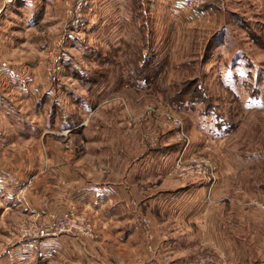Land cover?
<instances>
[{"label":"rangeland","instance_id":"rangeland-1","mask_svg":"<svg viewBox=\"0 0 264 264\" xmlns=\"http://www.w3.org/2000/svg\"><path fill=\"white\" fill-rule=\"evenodd\" d=\"M20 1L0 0V48L15 71L4 95L24 121L4 125L0 154L28 176L11 191L28 210L0 217V256L64 217L72 232L55 237L99 245L101 264H264V0H55L33 26ZM154 154L158 166L141 164ZM101 180L126 183L138 212L105 224L71 200L77 183ZM194 182L198 218L156 203ZM31 196L53 210H33ZM211 226L238 246L219 250ZM127 227L139 233L130 243L105 235Z\"/></svg>","mask_w":264,"mask_h":264},{"label":"crops","instance_id":"crops-1","mask_svg":"<svg viewBox=\"0 0 264 264\" xmlns=\"http://www.w3.org/2000/svg\"><path fill=\"white\" fill-rule=\"evenodd\" d=\"M55 0H33L32 3H28L27 0H21L19 3L21 16L26 17L25 24L28 22V25L33 26L37 25L41 21V16L43 11L54 3ZM2 43V42H1ZM2 45V44H1ZM1 47V46H0ZM3 47V45H2ZM12 66V63H11ZM8 68L4 71V74L0 78V146H6L10 140V133L5 128V124L10 123H23L22 115L19 107L15 106L16 103L10 102L11 100L7 99L4 93L11 95L14 91V88L11 87V77L14 76V70ZM23 96V92L20 93ZM31 93L27 92V97ZM34 94V93H32ZM46 97V96H45ZM37 107V106H36ZM32 108V113H36L35 110L39 108ZM21 109L23 107H20ZM92 110V108H90ZM37 116V114H33ZM55 119V118H54ZM53 119V120H54ZM58 119V117H57ZM51 123V118L46 123ZM56 125H59V121L54 122ZM61 125L75 124L74 121L71 123L60 122ZM77 124V123H76ZM0 154V217L5 213L19 210L26 212L28 209L20 210L16 206V201L11 195V191L15 187L22 186L26 183L27 175H18L15 169L14 164L5 162ZM159 156L154 154L146 157L142 165L149 167H156L158 163L162 160L158 159ZM55 173L68 172L66 169H59L54 171ZM68 174L66 181L73 179V175ZM143 182V181H141ZM188 187L172 192H166L157 197L156 203L164 207L167 215L180 217L183 216L185 219H194L198 218L200 212L203 209L204 196L201 193L202 188L197 182L195 184L191 183ZM127 185L124 182L118 180H101L94 182H85L76 185L71 200H75L79 205H86L99 213L100 220L103 223L112 222L114 219L126 220L129 217H133L138 212V206L136 199L130 200L126 195ZM33 210H42L43 212H48L53 210L54 203L51 202L48 205L43 206L41 202L34 201L33 196H31ZM30 200V199H29ZM34 201V202H33ZM180 205V206H179ZM181 207V208H180ZM56 208V206H55ZM180 208V209H178ZM31 211V206L30 209ZM213 220V219H212ZM217 222V221H216ZM217 227V223H216ZM211 226L209 231L206 234L213 237L214 243H218L219 250L230 251L238 246V237H234L233 232L229 230H224L221 228H216ZM129 230H132L130 227L126 229L115 228L110 230L107 228L105 235L108 238L111 234L114 235L117 239H120L125 242H131L132 240L138 237L139 233ZM116 240V239H115ZM237 241V242H236ZM107 254L110 261H119L120 257L118 248L112 249V245L107 244ZM95 249H99V245L92 243L84 244V242L75 241L73 239H68L67 237H51L46 239H38L35 241L33 239L26 240L20 244L7 248L5 254L0 256V264H53L60 260H65L67 264H101L102 257L96 254ZM103 249V248H102ZM103 259L107 257L106 252H103ZM130 256V254H128ZM103 264V263H102ZM129 264H149V262H140V263H129Z\"/></svg>","mask_w":264,"mask_h":264},{"label":"built area","instance_id":"built-area-1","mask_svg":"<svg viewBox=\"0 0 264 264\" xmlns=\"http://www.w3.org/2000/svg\"><path fill=\"white\" fill-rule=\"evenodd\" d=\"M189 5L196 7V8H201V2L203 0H186ZM205 2V1H204ZM202 2V3H204ZM88 0H78L77 3V8L82 9V7H85L88 5ZM78 20V17H77ZM11 63L10 61L5 60L2 57V51L0 48V78L1 76L4 74V71L7 70L8 68H10ZM37 215H40V212L37 213ZM72 228L69 226V223L67 221L66 218L63 217L62 220H59L57 223L55 224H50L47 226H44V228H41L40 231L36 230V229H32L30 230V233H28L29 231H26L24 236L25 238H34V237H43V238H51V237H55L58 234L62 233H70L72 232L71 230ZM42 239V238H40Z\"/></svg>","mask_w":264,"mask_h":264},{"label":"trees","instance_id":"trees-1","mask_svg":"<svg viewBox=\"0 0 264 264\" xmlns=\"http://www.w3.org/2000/svg\"><path fill=\"white\" fill-rule=\"evenodd\" d=\"M208 8V7H207ZM138 82H139V84H140V82H144L143 80H138ZM146 82V81H145ZM258 95V94H257ZM254 96H256V95H254ZM61 120V122H64V123H71L72 121H73V117H71L70 118V120H67V119H63V118H61L60 119ZM70 121V122H69ZM74 123H75V121H74ZM66 125V124H65ZM220 125H222V123H220ZM225 126H226V123H225ZM219 128L220 129H222L220 126H219ZM223 132H224V130H223Z\"/></svg>","mask_w":264,"mask_h":264}]
</instances>
